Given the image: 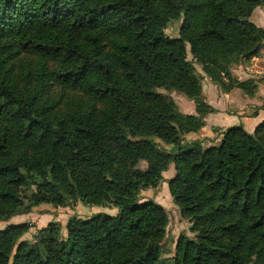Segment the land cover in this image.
<instances>
[{
  "label": "trees",
  "instance_id": "16d2710c",
  "mask_svg": "<svg viewBox=\"0 0 264 264\" xmlns=\"http://www.w3.org/2000/svg\"><path fill=\"white\" fill-rule=\"evenodd\" d=\"M259 4L0 0V222L44 202L117 207L70 219L64 237L55 223L32 242L19 241L24 224L0 230V264H164L167 216L139 191L156 186L169 163V193L196 238L180 237L168 264H264V122L253 134L229 127L208 148L178 143L207 109L186 45L212 78L249 61L264 47V30L250 21ZM179 17V36H166ZM21 52L39 57L37 90L12 76ZM161 88L194 99L199 116L178 113ZM151 136L174 143L172 153ZM29 184L36 191L24 206Z\"/></svg>",
  "mask_w": 264,
  "mask_h": 264
},
{
  "label": "rangeland",
  "instance_id": "374dc122",
  "mask_svg": "<svg viewBox=\"0 0 264 264\" xmlns=\"http://www.w3.org/2000/svg\"><path fill=\"white\" fill-rule=\"evenodd\" d=\"M181 24L182 17L168 21L164 28V34L171 38L178 37ZM257 56L258 54L245 63L233 65H242L239 67V77L235 76V72L229 70L233 67L231 66L230 68H226V70H222V73L218 78H212L204 74L201 67L195 62L194 58L189 53L188 46L186 45L185 59L190 63L194 75L200 78V87L197 90V93L199 99L207 109L203 110V113L205 114L200 117L201 125L197 130L180 132L178 134L179 144L197 142L203 148H208L219 143L221 132L229 128V126L241 125L247 133L253 134L255 129L264 122L263 120L257 126H254V128L246 125L245 129L244 125L239 124L236 117L234 119L230 117L235 115L237 111L244 113V115H246L245 119L248 120L258 108H264V90L260 89V86L264 85V76L260 73V70L264 68V55H261V57ZM254 58H256V60ZM38 62L39 57L21 52L13 59L14 66L12 76L20 82L24 81L28 89L32 87L33 90H37L38 87L35 86V84H37L35 73L38 67ZM50 65L52 66L51 63ZM26 76L29 78L28 81H26ZM47 91L48 93H56L58 87L50 86ZM157 91L166 99L172 101L178 113L182 115L199 116L198 110L203 106L198 104L194 99L176 90H166L161 88ZM203 92L205 94H203ZM220 96L223 97V101L222 99L220 100ZM233 99H235L234 102H232ZM231 107H233V109ZM68 109L69 108L66 104H60L59 106V112L61 114L67 112ZM218 112L223 113L220 117L225 120H221L219 116H214L213 119L211 118L213 121L210 120V122L212 121V123H216L218 127L213 126L212 128H205V118L208 115H214ZM228 119H230V121H228ZM223 125L227 126V128L222 129L221 127H223ZM148 142L150 145L158 148L165 154L169 155L172 153L174 143L165 142L155 136H151ZM139 168L145 170L147 168V161L141 160ZM160 174L162 179L158 181L156 186L140 189L139 198L140 201L151 200L155 202L161 207L167 216L168 221L165 225V236L162 242L160 259L164 264H168L172 263L174 260L175 247L178 239L182 236L195 239L196 233L192 229V220L181 215L179 208L174 204L169 193L168 182L175 175L174 164L169 163L166 169ZM35 191L36 185L33 184H29L20 189V193L24 199V206L28 205L30 195ZM116 211L117 207L112 202L89 204L82 202L80 199H76L73 205L69 204L65 206L56 205L51 202H44L36 207L27 208L23 213L14 215L6 221H1L0 230L2 231L7 228L24 224L26 225V229L19 238V241L27 240L32 242L37 239L40 228L45 227L49 223H55L60 227V236L64 237L66 234V225L70 219L76 217L87 219L98 213L115 215ZM249 264H253V260Z\"/></svg>",
  "mask_w": 264,
  "mask_h": 264
},
{
  "label": "crops",
  "instance_id": "0c3cea01",
  "mask_svg": "<svg viewBox=\"0 0 264 264\" xmlns=\"http://www.w3.org/2000/svg\"><path fill=\"white\" fill-rule=\"evenodd\" d=\"M250 21L255 26H257L258 28H261V29L264 30V0H260V4L258 6H256V8L253 10V12H252V14L250 16ZM261 55H264V47L260 50V52L258 53V56L257 57H261ZM254 59L256 60V58H254ZM241 66L242 65L233 66L229 70L231 72H235L234 73L235 76H238L239 73H240L239 67H241ZM260 89H263L264 90V85L260 86ZM203 94H205V93L203 92ZM203 96H205V95H203ZM221 99H222V101L224 100L223 97L220 96V100ZM234 101H235V99L232 100V102H234ZM238 101L241 102L240 100H238ZM225 104H228V103H225ZM255 106H257V105H255ZM231 108L233 109V107H231ZM222 114L223 113L218 112V113H215L214 115H208L205 118V128H212L213 126L218 127L216 125V123H212V121H213L212 119H213L214 116H219V118L222 120L223 118L220 117V116H222ZM230 117L233 118V119L236 117L237 118V121H239V124L244 125V128L245 129H246V125L252 126L254 128V126H257L260 122H262L264 120V108H258V110L253 115H251L250 118H248V120L245 119L246 118V115H244V113L237 112V111H236L235 115H232ZM210 120H212V121L210 122ZM224 120L225 119H223V121ZM228 121H230V119H228ZM244 121L247 124H245ZM221 128L222 129H225V128H227V126L223 125V127H221Z\"/></svg>",
  "mask_w": 264,
  "mask_h": 264
},
{
  "label": "built area",
  "instance_id": "2783aa9c",
  "mask_svg": "<svg viewBox=\"0 0 264 264\" xmlns=\"http://www.w3.org/2000/svg\"><path fill=\"white\" fill-rule=\"evenodd\" d=\"M260 73L264 76V68L260 70Z\"/></svg>",
  "mask_w": 264,
  "mask_h": 264
}]
</instances>
